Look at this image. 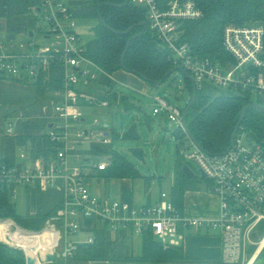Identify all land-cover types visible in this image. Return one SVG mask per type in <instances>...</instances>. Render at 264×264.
I'll list each match as a JSON object with an SVG mask.
<instances>
[{"label": "built area", "instance_id": "1", "mask_svg": "<svg viewBox=\"0 0 264 264\" xmlns=\"http://www.w3.org/2000/svg\"><path fill=\"white\" fill-rule=\"evenodd\" d=\"M128 1L145 9L147 27L176 67L193 77L197 90L210 86L247 92L261 99L264 94V25L227 24L223 31V47L228 57L213 60L194 53L191 44L183 39L182 24L205 17L195 1ZM33 8L47 21L42 34L48 43H36L35 32L33 37L19 43L13 42L16 37L8 43L0 38V76L21 79L24 83L39 78L47 81L59 70L62 87L47 93L54 107L47 127L51 142L48 154L36 157L21 150L19 163H0V185L9 189L13 199L18 198L20 187L38 186L62 187L63 198L53 211L42 215L46 220L39 229L24 227L13 218H0V223L6 225L0 230V242L23 251L26 264L28 257L35 259L34 264H56L58 261L67 264L80 245L95 243L92 231L95 222L116 233L126 232L133 236L152 232L165 249L184 247L187 229L221 228L223 244L219 264H256L264 254V140L253 139L241 127L228 151L210 154L197 147L187 135L183 124L184 108L173 105L166 97L156 96L154 112L175 121L186 134L180 152L186 149L187 158L212 182L213 191L220 200L219 216L189 217L179 211L166 192L156 203L140 207L111 199L107 194L93 193L91 177L106 170L111 161L107 155L96 152L86 155L84 152L92 151L93 145L112 144L113 134L108 131L110 127L97 118L90 124L93 130L84 125L86 114L82 102L92 107L104 96L102 103L109 106L110 98L116 94L113 88L116 83L140 92L147 91L122 81L116 73L106 71L87 56L84 39L77 31L79 19L70 0H39ZM17 45L18 51L14 50ZM104 84L110 87L103 90ZM12 130L10 124L9 133ZM88 220L90 224L86 223ZM80 232L82 235H76ZM252 245L255 248L247 256ZM49 253L55 255V260L47 261ZM88 264L153 263L98 260Z\"/></svg>", "mask_w": 264, "mask_h": 264}, {"label": "trees", "instance_id": "2", "mask_svg": "<svg viewBox=\"0 0 264 264\" xmlns=\"http://www.w3.org/2000/svg\"><path fill=\"white\" fill-rule=\"evenodd\" d=\"M24 1L26 11L39 3V0ZM193 1L204 11L205 17L201 20L185 21L182 24V30L183 39L191 44L193 52L198 55L219 61L228 57L223 47V31L227 24L264 25V0ZM111 3L117 5H112ZM125 3L126 0H79L74 4L72 8L80 18L98 19V24L93 29L95 35L94 46L86 47V54L106 71L110 73L119 72L123 70L121 68V56L128 40L133 35L141 33L129 45L125 57V71L135 75H143L154 82L160 81L176 65L169 58V53L159 43L149 27H134L130 32L126 33L131 27L141 22H146L147 17L144 8L137 7L131 2L121 6ZM0 4L4 8H0V16H5L8 19V31L15 32V26H12L9 19V7L5 4V0H0ZM100 4L103 5L99 11ZM99 13L102 17V22ZM182 71L184 74H188L185 70ZM61 75L58 70L51 74L47 81L39 78L37 80H29L27 83L35 85L39 95L44 96L62 87ZM15 81L22 82L23 80L15 79ZM185 81L190 93L189 103L193 96L192 82L187 76H185ZM209 88L212 87L207 86L197 91L196 100L187 117V125L204 151L210 154H221L232 145V134L243 108L250 103H261L262 100L243 91H237L238 94L234 95L225 93L212 95L206 91ZM118 99L119 96L115 94L111 102L114 104ZM241 127L253 139L257 141L264 140V111L257 107H250L246 112ZM112 130L114 140L122 137H136V134L132 131L119 134L114 128ZM172 132L179 139L178 144L183 143L186 137L185 132L182 130H172ZM13 142L15 144L13 143L11 148L10 146H5L3 151L5 155L2 159L0 158V163L12 165V160L8 153L9 150L14 149V146L28 145V142H31L32 151L35 153L33 154L39 157L47 155L51 145L47 135L40 138L19 137L13 139ZM92 151L109 156L110 166L106 170L98 172L105 178L135 179L142 176L135 164L124 154L113 149L111 145H93ZM135 152L140 157H143L142 150H136ZM178 153L180 157V148ZM184 165L189 164L182 162L180 158L176 161L174 184L170 193V196H172L171 200L180 212H183L186 191L201 189L204 181H206L207 186H211V189L213 188L212 182L205 177L199 179L196 174L194 176L186 174L183 170ZM3 217L13 218L18 223L33 229H39L46 220V216L41 214L37 215V217L34 216V218L33 216H20L17 213L15 204L11 201L9 189L0 185V218ZM94 225L95 243L92 245H80L73 257L68 259L67 264H88L89 261L98 260L153 264L194 262L186 257L183 246L165 249L162 243L154 238L152 232L145 231L140 236L142 237V252L136 255L132 246L125 242L126 238L134 237L133 234L121 232L116 233L117 236L113 238L104 224L95 222ZM123 246H126L124 249L128 250L127 253L121 252ZM0 264H26L25 255L23 251L0 242ZM61 264L64 263L62 262Z\"/></svg>", "mask_w": 264, "mask_h": 264}, {"label": "rangeland", "instance_id": "3", "mask_svg": "<svg viewBox=\"0 0 264 264\" xmlns=\"http://www.w3.org/2000/svg\"><path fill=\"white\" fill-rule=\"evenodd\" d=\"M78 1L79 0H70L71 6L74 7V4ZM24 2V0H5V4H7L10 10V23L12 26H15L16 33L8 31V27H6L8 19L5 16H0V38L8 43L10 41L8 39L9 35L13 33L16 35V40L13 42L19 43L23 39H30L31 36H29V33L33 31L35 32L34 39L36 43L45 45L48 41L43 38L44 34H42V30H45L47 21L42 19L40 14L37 15L34 8H28L26 11ZM0 8L4 9L2 4H0ZM77 17L79 19L77 31L84 39L86 47L94 46L95 35L93 29L98 24V19ZM8 48H10L9 44ZM18 48L19 45H17L14 50L18 51ZM146 86L147 89L145 91L147 92H140L128 86L117 83L114 84V92L119 96V102L113 104L110 101L112 104L109 106H105L102 102L96 101L91 108L90 104L82 102L86 114V121L84 122L86 127L89 126L93 130L94 127L90 124L97 118L101 124L105 121L108 122L119 134L128 132L134 127L135 130H137L136 137L113 139L112 144H110L113 149L124 154L135 164L140 173L144 175V177L141 176L133 179L134 201L136 204H139V201L145 197L144 190L146 187H148V189L152 188L154 194H160L162 190L166 193H171L172 187L170 186V180L174 178L176 161L179 158L182 162L190 165L199 179L203 177L198 165L187 158L185 154L186 149L183 150L185 152L181 151L182 154L179 157V139H177L172 132V130H180L179 125L175 121H171L165 115L156 114V112H154V97L156 96L166 97L173 105L181 106L182 108L186 107L190 98V93L187 88L184 72L182 70H177L162 84L156 85L146 82ZM108 88H106V90ZM206 91L212 95L220 93L229 95L238 94L237 91H230L229 89L209 88V90ZM104 95L107 94L104 93ZM110 99L112 100L113 98ZM245 141L246 143L249 142L248 136H246ZM138 149L143 151V157L135 153ZM18 152L19 150L17 151V155ZM9 153L15 156L16 151L15 149H11ZM84 153L86 155L94 154L93 151H85ZM123 184L124 181L120 178H94L90 181V189L92 188L91 190L95 194H103L104 192L106 193L109 188L111 199L117 198L118 200L119 194L124 188ZM206 187V181H204L201 188L204 189ZM170 198L172 199V196H170ZM16 200L14 202L17 213L22 217H26L27 209L19 200ZM86 223L90 224V221L88 220ZM22 226L32 228L25 225ZM108 232L113 238L117 236L114 231L108 230ZM76 235L82 234L80 232ZM188 235L208 236L214 241L212 243L214 246H216V242H221L223 244L221 228H191L186 230V239ZM125 242L132 246L134 254L137 255L142 252V237H129L126 238ZM125 247L126 246H123V248H121V252H128L127 249H124ZM254 248L255 246L253 245L249 246L247 256L251 254ZM262 256H264V254ZM212 261L219 264V260ZM62 262L63 261H58L56 264H61Z\"/></svg>", "mask_w": 264, "mask_h": 264}, {"label": "crops", "instance_id": "4", "mask_svg": "<svg viewBox=\"0 0 264 264\" xmlns=\"http://www.w3.org/2000/svg\"><path fill=\"white\" fill-rule=\"evenodd\" d=\"M116 74L122 81L128 82L132 86L142 90L147 89L146 82L133 73L121 70L116 72ZM107 87L108 85L104 84L102 89L104 88V90H106ZM103 100L104 96H101L98 101L102 102ZM111 104L112 103H110V105ZM53 112L54 107L52 97L48 94L40 96L35 85L0 77V158L2 159L5 155L3 154L5 146H10L11 148L13 143L15 144L13 139L19 137L40 138L44 135L46 136L48 131L47 127L50 124L49 118ZM10 124H12L13 130L9 133L8 128ZM103 124L110 127V130L108 131L113 132V127H111L108 122L105 121ZM129 131H132L137 136V130H135V127ZM13 148L16 151L15 156L8 153L12 160V164L19 163V153L21 150H26L33 154L31 142H28V145L14 146ZM18 150L19 152L17 155ZM142 176L144 177L143 174ZM101 177L107 179L101 173L95 174L91 179ZM122 180L124 181V188L119 194L118 200L129 202L136 207L156 203L160 200L161 194L164 192L162 190L160 194H154L152 188L148 189V187H146L144 190L145 197L139 201V204H136L134 201V180L131 178H123ZM170 184V186L173 187L174 178L170 180ZM207 187L204 189L201 188L198 190L186 191L183 208V213L185 215L189 217L207 218H215L219 216L220 200L213 191V188L211 189V186ZM108 191L109 188L107 192ZM107 192H104L103 194H107ZM62 198V187L53 188L38 186L20 187L17 200H19L27 209V216H37L39 214L47 215L61 202ZM15 200L16 199L11 198V201L14 204ZM213 242L214 241L208 236L188 235L184 244L186 257L189 260L199 262H214L212 260H220L222 255V243L216 242V246H214V244L212 245ZM263 263L264 256L256 261V264Z\"/></svg>", "mask_w": 264, "mask_h": 264}, {"label": "water", "instance_id": "5", "mask_svg": "<svg viewBox=\"0 0 264 264\" xmlns=\"http://www.w3.org/2000/svg\"><path fill=\"white\" fill-rule=\"evenodd\" d=\"M128 3H129V1L126 0V3H125L124 5H121V6H125V5H127ZM111 4H112V5H117V4H114V3H111ZM102 5H103V4H100V5H99V11H100V8L102 7ZM37 11L39 12L40 9L38 8ZM99 16H100V20H101V22H102L103 20H102V17H101V15H100V13H99ZM138 26H144V28H147V23H146V22H141L140 24H137V25L131 27L129 30L126 31V33L130 32L134 27H138ZM140 34H141V33H140ZM140 34H138V35H140ZM138 35H133V36L128 40L127 45H126V47H125V50H124V52H123V54H122V56H121V68H122L123 70H126V66H125V57H126V54H127L128 49H129V45H130L131 41H132L134 38H136ZM29 36L33 37V36H34V32H33V31H30ZM15 37H16V35L12 33V34L9 35V38H8V39H9V40H13V39H15ZM177 70H180V67H175V68L169 70V71L166 73V75L164 76V78H163L162 80H160V81H157V82L151 81V80L148 79L147 77H145V76H143V75H140V74L137 75V76H139L143 81H145V82H147V83L160 85V84H162L165 80H167V79L169 78V76H170L172 73H174V72L177 71ZM185 76H187V78L192 82L193 96H192L191 101H190V102L188 103V105H186V107L184 108V111H183V124H184V127H185V129H186V133H187V135L189 136V138L192 140V142H193L197 147H199L201 150H203L202 147L199 145V143L196 141L195 137L192 135V133H191L190 130L188 129V125H187V117H188V114H189V112H190L191 107L193 106V104H194V102H195V100H196V96H197V91H198V90H197L196 85H195V83H194L193 77L190 76V75H188V74H185ZM261 100H262L261 103H258V102L250 103V104L246 105V106L243 108V110H242V112H241V114H240V117H239L238 123H237V125H236V127H235V129H234V131H233V134H232V139H233V141H234V139H235V137H236L237 132H238L239 129L241 128V124H242V122H243V120H244V118H245V116H246V112H247V110H248L250 107H257L258 109L264 111V94L261 96ZM232 144H233V142H232ZM227 151H228V150H227ZM225 152H226V151H225ZM225 152H224V153H225ZM183 170L185 171L186 174H188V175H190V176H194V175H195L194 171L192 170V168H191L189 165H184V166H183ZM107 196H108V197L110 196V191L107 192ZM53 260H55V255H54V254H51V253L47 254V261H53ZM27 262H28V264H34V263H35V259L32 258V257H28Z\"/></svg>", "mask_w": 264, "mask_h": 264}, {"label": "bare ground", "instance_id": "6", "mask_svg": "<svg viewBox=\"0 0 264 264\" xmlns=\"http://www.w3.org/2000/svg\"><path fill=\"white\" fill-rule=\"evenodd\" d=\"M4 227H6V225L0 223V230H1V228H4ZM10 240H11V238H9V241Z\"/></svg>", "mask_w": 264, "mask_h": 264}]
</instances>
